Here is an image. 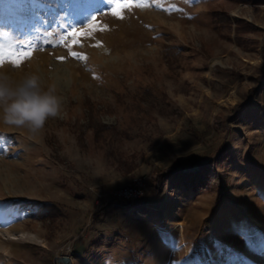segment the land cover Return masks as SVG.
<instances>
[{
  "label": "rangeland",
  "instance_id": "1",
  "mask_svg": "<svg viewBox=\"0 0 264 264\" xmlns=\"http://www.w3.org/2000/svg\"><path fill=\"white\" fill-rule=\"evenodd\" d=\"M0 72L63 98L0 126V264H264V0H0Z\"/></svg>",
  "mask_w": 264,
  "mask_h": 264
},
{
  "label": "clouds",
  "instance_id": "2",
  "mask_svg": "<svg viewBox=\"0 0 264 264\" xmlns=\"http://www.w3.org/2000/svg\"><path fill=\"white\" fill-rule=\"evenodd\" d=\"M62 106L56 86L42 91L37 75H27L17 83L0 72V126L39 133L48 119L60 116Z\"/></svg>",
  "mask_w": 264,
  "mask_h": 264
},
{
  "label": "trees",
  "instance_id": "3",
  "mask_svg": "<svg viewBox=\"0 0 264 264\" xmlns=\"http://www.w3.org/2000/svg\"><path fill=\"white\" fill-rule=\"evenodd\" d=\"M231 160V156L227 154V152H225L220 155L215 161H209L206 164L200 161H195V163L198 164L199 171H197L193 176H188L189 188H192L194 191H201L207 190L209 188L211 189L215 187H220L222 185V182L225 181L226 178L223 174H218L217 166H222L223 164ZM164 173L175 175L180 172L175 169H170L166 172H162L161 174ZM185 177L187 178V175Z\"/></svg>",
  "mask_w": 264,
  "mask_h": 264
},
{
  "label": "built area",
  "instance_id": "4",
  "mask_svg": "<svg viewBox=\"0 0 264 264\" xmlns=\"http://www.w3.org/2000/svg\"><path fill=\"white\" fill-rule=\"evenodd\" d=\"M145 181L141 177H135L127 185L113 191V197L117 200L135 201L144 194Z\"/></svg>",
  "mask_w": 264,
  "mask_h": 264
},
{
  "label": "snow or ice",
  "instance_id": "5",
  "mask_svg": "<svg viewBox=\"0 0 264 264\" xmlns=\"http://www.w3.org/2000/svg\"><path fill=\"white\" fill-rule=\"evenodd\" d=\"M124 5L123 4H116V6L112 9V12L114 14H118L120 9L123 8ZM69 36L73 37V40H72V43L74 44L76 42L77 39H79L80 37H82L84 35V31L83 30H80V31H71L68 33ZM31 53L30 52H25V53H22L21 56H30ZM73 55H75V53H73ZM62 59V58H61ZM18 62V60H17Z\"/></svg>",
  "mask_w": 264,
  "mask_h": 264
},
{
  "label": "water",
  "instance_id": "6",
  "mask_svg": "<svg viewBox=\"0 0 264 264\" xmlns=\"http://www.w3.org/2000/svg\"><path fill=\"white\" fill-rule=\"evenodd\" d=\"M57 264H71V258L68 255L61 256L56 259Z\"/></svg>",
  "mask_w": 264,
  "mask_h": 264
}]
</instances>
